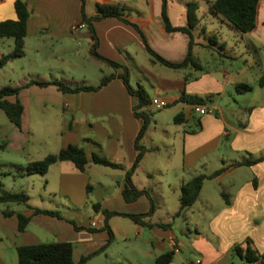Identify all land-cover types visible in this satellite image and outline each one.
<instances>
[{"label":"crops","instance_id":"1","mask_svg":"<svg viewBox=\"0 0 264 264\" xmlns=\"http://www.w3.org/2000/svg\"><path fill=\"white\" fill-rule=\"evenodd\" d=\"M14 1L0 0V21L17 18ZM25 1L30 17L25 36V54L18 58L27 56L30 48L35 56V67H39L41 62L37 57L45 47L49 49V57H78L84 52L88 60L92 58L102 67L100 80L103 76H114L94 91L63 93L53 86L57 92L56 104L62 110L61 128L56 133L61 139L56 151L69 144L83 146L88 163L85 170L80 171L71 161H58L45 174H38L45 180L44 190L47 194H60L71 201V206L58 210L63 218L33 214L30 209H7L14 213L6 216L0 210V264H18L17 247L20 245L51 241H70L73 244V260L78 262L88 256L87 263H91L95 256H104L112 264H156V257L174 251L172 260L165 264H228L231 246L247 237L263 252L264 158L247 165L238 163L257 159L264 154V82L260 84L264 77V0H259L257 4L253 30L232 33L230 44L223 36L218 41L210 34L208 24L214 21L226 23L231 28L220 16L208 13L213 0H203V3L199 0H167L165 11L171 26L190 28L192 52L201 65L199 69L166 66L155 60L147 50L148 46L173 63L183 61L189 50L191 36L187 32L166 29L162 0H84L87 15L97 12L98 3L125 6L123 17L128 22L116 17L93 22L97 36L96 50L103 57L127 67L130 82L133 78L145 87L148 94L147 84L153 89V96L149 94L150 103L141 110L149 111L152 99L157 97L167 101L166 108L171 117L168 128L164 130L169 139L164 146L167 157L163 161L147 157L160 147L152 142L146 148V139L143 138L141 144L146 151L132 176L138 188L149 189L155 204L153 214L142 218L144 223L127 216H110L107 220L109 229L105 227L104 209L140 214L147 212L151 205L146 195L130 202L122 195L125 173L138 152L135 138L142 124V119L134 112L138 99L128 93L120 77L123 72L121 66H112L91 54L93 37L87 25L81 23L82 0ZM191 2L196 3V8L192 10L194 18L190 27ZM74 24L79 27L72 31ZM196 36L199 41H196ZM211 38L222 43L225 49L216 52V48H210ZM4 45L6 52L10 51L13 39H0V56L5 53ZM196 45L206 49L207 55L196 50ZM60 61L64 63V58ZM72 63L77 68L81 67L79 61L73 60ZM77 81L72 80L70 84L95 86L99 83L89 84L86 78L81 83ZM239 84H248L251 89L240 92L237 89ZM34 86L37 85L21 89L18 98L22 104V96L39 90L33 89ZM183 94L209 97L202 105L208 111L199 113L194 110V105L180 101ZM8 99L14 101L15 96ZM178 112L185 114V122H174ZM26 114L23 105L21 127L0 129L3 149L21 153L18 156L19 165H24L25 170L28 161L40 159L33 156L37 151L29 147ZM189 115L194 116L193 123ZM6 130H10L9 133ZM178 137L181 140L179 147L175 143ZM93 154L104 156L121 164V167L94 163ZM145 159L148 161L144 165L146 179L136 180L137 170ZM220 167H225V170L214 178L206 179L195 203L176 216L182 217L186 224L194 228L192 236L189 234L179 238L174 233L173 225L181 224L175 219V213L179 209L182 183L195 174H209ZM161 175H164L167 193H159L153 186L160 182L157 176ZM211 180L215 182V195L211 191L205 192ZM223 181L226 186L218 188ZM88 185L93 193V203L98 206L94 207L92 203V210L80 211ZM170 191L175 195V201L169 200ZM221 193L225 194L228 202ZM17 213L30 216L24 231L18 230ZM186 231L192 232L188 227ZM48 236L49 240H42V237ZM186 246L201 258L193 260L183 256L182 251ZM116 248L119 250L114 252Z\"/></svg>","mask_w":264,"mask_h":264},{"label":"trees","instance_id":"2","mask_svg":"<svg viewBox=\"0 0 264 264\" xmlns=\"http://www.w3.org/2000/svg\"><path fill=\"white\" fill-rule=\"evenodd\" d=\"M163 1V18L165 21V27L167 30H180L187 32L191 36V41L189 45V50L185 59L179 63H173L164 59L159 54L155 53L152 49L147 46V50L153 56V58L160 63L172 67V68H186L193 67L196 69L201 68L200 63L194 57L192 52V34L188 26L173 27L171 26L168 17L166 15V2ZM259 0H213L210 2L208 7V13L220 16L226 20L229 26L238 32L245 33L253 30L255 27L257 4ZM196 8V3H189V26L193 25L192 10ZM14 9L17 15L16 19H5L0 21V39L11 37L13 39L12 49L0 56V68L3 67L9 60L21 57L25 54V36L27 30V22L30 17V11L25 0H15ZM126 8L121 4L114 3H98L97 12L92 15H87L84 10V0H82L81 9V23L87 25L88 29L91 31L93 37V43L91 47V54L105 61L112 66L123 68V72L120 77L123 83L131 95H134L138 99V104L134 108L135 115L142 119V124L139 132L135 138V148L138 151L136 157L133 161L132 166L126 171L124 179V188L122 190L123 198L130 202L139 198L141 195H146L150 200V209L145 213L133 214L125 213L114 210L104 209L103 213L105 215V227L109 229L107 220L113 215L127 216L136 222L144 223L142 218L150 216L155 210L154 200L148 188H138L132 180V176L138 167L146 148L141 144V140L145 134L147 125L149 123L150 112L147 110H141L142 107L150 103V97L146 89L140 83H137L136 87L132 86L130 83L129 71L127 67L118 64L112 60H109L102 55H100L97 48V36L93 27V22L101 20L107 17H116L125 22H128L123 16L125 14ZM138 28L135 24H133ZM210 48H216L218 52L225 49L222 43H218L216 40L210 39L208 45ZM216 46V47H213ZM114 75L103 76L97 85H85V84H70L59 79H49V80H37L30 79L22 85H3L0 87V109L3 110L9 122H11L16 127H21V117L23 113V104L18 98L19 92L23 87L29 85H37L40 87L55 86L57 90L63 93H75L80 91H94L99 89L101 86L105 85ZM264 77L261 79L260 84H263ZM237 89L240 92L249 91L251 86L248 84H239ZM9 96H15L14 101L8 99ZM209 97H200L183 94L180 97V101L192 105H203L207 102ZM186 121L185 114L183 112H178L174 116V122L177 124ZM3 147V145H1ZM264 158V154L254 160L241 161L238 164L247 165ZM71 161L80 170L84 171L88 163L87 153L83 146L76 144H69L65 147L60 148L55 153L46 154L44 157L36 160H30L26 164L27 174H45L49 167L58 161ZM92 161L94 163L110 166L113 168H120L121 164L116 163L104 156L98 154L92 155ZM225 170V167H220L219 169L213 171L212 173H198L187 180H185L180 188L179 193V209L175 213V216L181 215V213L187 208L191 207L197 200L200 190L202 188L203 182L206 179L214 178L220 175ZM87 191L91 192V186H87ZM88 195V194H87ZM225 202H228L224 193H221ZM29 197L24 192H12L5 190L0 184V204L15 202V203H25L27 204ZM94 207H97V203H93ZM27 207L33 212V214H46L50 216H56L58 218H63L58 210L42 209L38 207H32L27 204ZM4 215L9 216L14 212L11 210H3ZM18 218V230L24 231L27 227L30 216L23 213H17ZM71 223L73 221L69 220ZM76 227V226H75ZM174 251L165 252L155 259L156 264H165L172 260ZM18 264H88V256L81 258L78 262L73 260V244L70 241H51V242H38L35 244L20 245L17 247ZM237 257L244 262L259 263L264 264V251L260 252L254 245L250 238H246L240 243H235L231 246L229 251V261L230 264L233 263V259Z\"/></svg>","mask_w":264,"mask_h":264},{"label":"rangeland","instance_id":"3","mask_svg":"<svg viewBox=\"0 0 264 264\" xmlns=\"http://www.w3.org/2000/svg\"><path fill=\"white\" fill-rule=\"evenodd\" d=\"M203 3V0H199ZM208 28L210 29V34H212V38L220 41V36H223L224 40L227 41L228 44L231 43L230 35L236 32L234 29H231L227 26L226 23H219L214 21L213 24H208ZM196 41H199L196 36ZM202 42L203 39H202ZM6 52L7 47L4 45ZM196 50H201L203 55H207L206 49H203L196 45ZM216 52L217 49H215ZM9 52V51H8ZM49 49L47 47L43 48L41 51V55L37 58L41 62L39 67H35V56L32 54V50L28 49L27 56L23 58H15L12 59L11 62H8L3 68L0 69V87L3 85H22L25 81H29L32 78H43V79H59L63 80L67 83H71L72 80H78L77 82H83V78H86V82L89 84H96L99 82L100 77L102 76L101 66L94 62L92 58L88 60L87 55L82 52L80 56L76 57L73 55H64L62 57H49L48 55ZM57 58V59H56ZM61 58H64V63L60 61ZM73 60L79 61L81 64L80 68H77L76 65L72 63ZM106 72V71H105ZM31 73V75H29ZM74 78V79H72ZM132 86L136 87L137 82L132 78L131 82ZM145 88V87H144ZM147 88L149 94L153 96V89L147 84ZM33 89L42 88L38 86H34ZM32 90L29 94L22 96V102L27 110L26 117H28V130H29V147L30 149H35L37 152L33 155L36 158H41L45 154L55 153L57 152V148L60 144V135L56 134L61 128V116L60 112L61 107L56 104V88L51 86L49 88L41 90ZM149 123L147 125L145 134L143 138H145L144 146L149 148L152 145V142L158 144L160 150H155L151 154H148L147 157H154V159H158L163 161L167 157V152L165 150V144L169 141L168 136L165 133V129H167L168 123L171 121L170 114H168V108L158 109L155 105L151 104ZM197 114H195L196 116ZM194 116L189 115L191 123H193ZM27 120V119H26ZM157 120V123L156 121ZM12 128L16 129L15 125L9 122L3 110L0 109V129L3 128ZM10 130H6V133H9ZM142 138V139H143ZM0 141V183L3 188L12 192L22 191L29 196V200L27 202L28 205L32 207L38 208H46L52 210H64L71 206V201L66 197L57 194H47L44 190L45 180L38 174L27 175L24 165H19V158L22 154L15 153L13 151H5L1 147ZM176 146H180L181 140L178 137L175 141ZM178 146V147H179ZM33 154V153H32ZM148 163L147 159L142 162V165L137 170L136 180H144V165ZM23 174V175H22ZM159 177V181L155 183V190L159 193H167V185L164 182V175L157 176ZM214 180L208 182L205 187V192L211 191L212 194L215 195V190L213 188ZM211 185V186H210ZM221 186H226V183L223 181L221 185H218V188ZM220 190V189H219ZM168 198L170 201H175V195L172 191L168 192ZM88 194V195H87ZM93 193L87 191L86 189V197L81 203L80 211L92 210V203L95 202L93 198ZM25 203H5L0 204V210H16L23 211L25 209L29 210ZM77 210V208H75ZM175 219L181 223L180 225H173L174 233L181 238L182 236L193 235L194 228L188 224L181 217ZM187 227L192 230L191 233H188ZM1 235V231H0ZM48 237H42V240H49ZM6 240V238H4ZM119 250V248H116ZM183 256L186 258H192L196 260L197 258H201L192 248L186 246L182 251ZM229 260V259H228ZM88 264H112L111 260L105 259L104 256H95L93 260ZM234 264H248L243 260L235 257L233 259ZM230 264V261H228ZM250 264H259V263H250Z\"/></svg>","mask_w":264,"mask_h":264},{"label":"built area","instance_id":"4","mask_svg":"<svg viewBox=\"0 0 264 264\" xmlns=\"http://www.w3.org/2000/svg\"><path fill=\"white\" fill-rule=\"evenodd\" d=\"M79 26L77 24H74L71 26V30L75 31ZM151 103L153 105H155L156 108L158 109H162V108H166L168 106L167 101L154 97L151 101ZM194 110L199 112V113H205L208 111V109L202 105H194ZM94 224V223H93ZM175 246V243L173 244Z\"/></svg>","mask_w":264,"mask_h":264}]
</instances>
